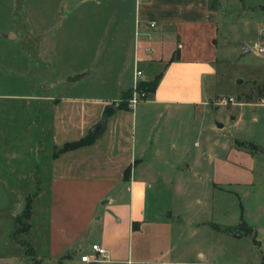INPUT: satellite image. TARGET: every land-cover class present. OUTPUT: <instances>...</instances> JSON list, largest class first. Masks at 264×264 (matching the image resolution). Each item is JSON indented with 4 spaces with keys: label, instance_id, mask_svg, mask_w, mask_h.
Segmentation results:
<instances>
[{
    "label": "rangeland",
    "instance_id": "obj_1",
    "mask_svg": "<svg viewBox=\"0 0 264 264\" xmlns=\"http://www.w3.org/2000/svg\"><path fill=\"white\" fill-rule=\"evenodd\" d=\"M231 1L229 44L220 46L222 61L205 87L213 98L232 96L237 105L208 100L172 122L173 141L185 144V158L143 159L153 174L148 216L170 223L137 232L135 241L147 239L148 253L162 256L158 264H264V152L222 159L235 138L264 149V106L255 92L264 82V53L253 48L242 55L239 44L263 15L249 7L264 0ZM143 2L0 0V264H64V257L48 259L43 241L53 107L68 93L116 94L131 82L135 61L136 79L152 76L141 81L163 70L141 61L148 54L134 13ZM8 32L12 40L3 36ZM78 70L86 74L69 81ZM136 87L126 104L134 90L139 101L145 97ZM248 95L252 103H245Z\"/></svg>",
    "mask_w": 264,
    "mask_h": 264
},
{
    "label": "crops",
    "instance_id": "obj_2",
    "mask_svg": "<svg viewBox=\"0 0 264 264\" xmlns=\"http://www.w3.org/2000/svg\"><path fill=\"white\" fill-rule=\"evenodd\" d=\"M231 3V0H144L142 8H135L134 20L142 29L141 50L148 54L141 61L149 66L163 65L154 92L137 102L133 109L119 106L123 94L134 89L137 81L152 77L136 79L139 70L135 61L131 82L121 90L119 85L116 94L68 93L55 102L52 123L55 146L92 134L91 129L102 120L104 129L95 135L92 143L51 157L43 240L48 259L54 262L64 257V264L160 263L157 259L162 256L156 258L148 253L151 249L147 239L135 241L137 232L144 233L149 226L167 227L170 223L148 216L147 195L153 174L143 159L186 157L185 144L180 139L179 143L173 141L172 122L189 116L219 96L213 98L208 93L205 80L217 74V64L222 61L220 46L229 44ZM249 8L263 15L256 21L254 32L248 36L244 31L246 36L241 40L258 51V47H264L260 45L264 2ZM74 73L81 74V70ZM112 101L117 102L111 104ZM259 103L264 106L262 99ZM113 105H117L115 109H107ZM250 145L256 150L248 151ZM225 152L222 159H252L264 149L235 138ZM133 222L139 223L137 229L133 228ZM93 243L108 250V261L81 260V255L92 254ZM75 251L79 257L73 256Z\"/></svg>",
    "mask_w": 264,
    "mask_h": 264
},
{
    "label": "trees",
    "instance_id": "obj_3",
    "mask_svg": "<svg viewBox=\"0 0 264 264\" xmlns=\"http://www.w3.org/2000/svg\"><path fill=\"white\" fill-rule=\"evenodd\" d=\"M160 77H161V74L159 73L158 75H156L154 77L153 80H150V81H139L137 83V87L136 88L138 90H140L141 92L143 91L144 92V96L147 97L148 95H151L154 92ZM255 92H256V97L258 99H262L264 101V82H263L262 85L257 86ZM128 93H130V92H125L123 94V99L119 102V106H121V107H123V106L126 107L127 106L125 100L129 96ZM251 99H252V97L250 95H248V101H251ZM94 138H95V135H93L91 133H88L87 135H85V136H83L81 138H78L76 140L66 141L61 146H54L53 149H52L53 151H52V156L51 157L54 158V157L59 156L62 153H65V152H68V151L75 150L77 148L86 146V145L92 143ZM125 178L126 179L129 178V168H127L125 170ZM22 214H20L19 217H17V222L18 223H20ZM138 226H139L138 222H133V228L134 229L138 228Z\"/></svg>",
    "mask_w": 264,
    "mask_h": 264
},
{
    "label": "built area",
    "instance_id": "obj_4",
    "mask_svg": "<svg viewBox=\"0 0 264 264\" xmlns=\"http://www.w3.org/2000/svg\"><path fill=\"white\" fill-rule=\"evenodd\" d=\"M151 26L154 25V22L150 23ZM258 51L259 52H264V47H258ZM140 96H144V93H140ZM138 95H137V90H134V94L133 97H131L128 102H127V108L129 109H133L136 105V103L139 101L138 99ZM213 103L217 106H226L229 104H236V100L234 97L232 96H217ZM92 254L91 255H81V260L82 261H88L90 259L93 260H101V261H108L110 259V255L109 252L106 248L102 247L101 245L97 244V243H93L90 247Z\"/></svg>",
    "mask_w": 264,
    "mask_h": 264
},
{
    "label": "water",
    "instance_id": "obj_5",
    "mask_svg": "<svg viewBox=\"0 0 264 264\" xmlns=\"http://www.w3.org/2000/svg\"><path fill=\"white\" fill-rule=\"evenodd\" d=\"M5 38H8L10 40H12L14 37H15V34L13 32H8V33H5L3 35ZM261 38L263 39V42L260 43L261 46H264V33L261 34ZM242 45V55L248 53V52H251L253 51L254 49L249 47L248 45H246V43L242 42L241 43ZM82 74H76L72 77H69L68 80L69 81H73V80H76L78 79ZM239 82H241L239 80ZM117 105H113V106H108L107 109H115ZM218 127H221L222 124L218 123L217 124ZM104 129V120L100 121L99 123H97L96 125H94V127L91 129V132L92 134L94 135H97L99 134L102 130ZM22 208V199L20 198L19 199V205H18V209L16 210V212L18 213ZM236 236H239L238 234Z\"/></svg>",
    "mask_w": 264,
    "mask_h": 264
}]
</instances>
